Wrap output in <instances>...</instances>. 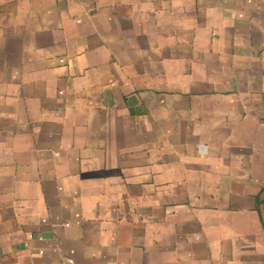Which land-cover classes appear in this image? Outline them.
<instances>
[{
	"label": "crops",
	"instance_id": "obj_1",
	"mask_svg": "<svg viewBox=\"0 0 264 264\" xmlns=\"http://www.w3.org/2000/svg\"><path fill=\"white\" fill-rule=\"evenodd\" d=\"M0 264H264V0H0Z\"/></svg>",
	"mask_w": 264,
	"mask_h": 264
}]
</instances>
